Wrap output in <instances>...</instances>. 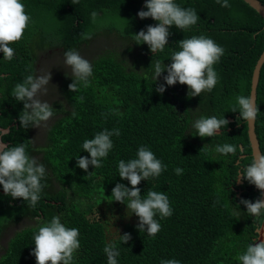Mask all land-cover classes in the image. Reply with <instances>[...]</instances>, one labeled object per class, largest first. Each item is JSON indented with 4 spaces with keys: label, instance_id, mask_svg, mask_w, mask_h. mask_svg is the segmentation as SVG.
I'll list each match as a JSON object with an SVG mask.
<instances>
[{
    "label": "trees",
    "instance_id": "obj_1",
    "mask_svg": "<svg viewBox=\"0 0 264 264\" xmlns=\"http://www.w3.org/2000/svg\"><path fill=\"white\" fill-rule=\"evenodd\" d=\"M179 1L188 7L194 0ZM259 1L264 4V0ZM22 3L31 16V23L24 30L31 50L39 48L54 55L53 50L63 56L64 51L74 49L91 63L93 74L87 86L72 92L68 89L72 82L70 73L60 66L50 67L58 97L48 102L53 115L47 126L39 124L38 130L44 133L39 142L34 140L31 131L34 127H20L17 116L22 108L11 97L15 83L28 74H39L33 63L38 54L21 50L18 41L11 44L17 49L16 58L0 59V130L11 128L3 139L10 141L8 146L25 143L27 154L44 164L46 170L41 181V199L35 208L27 207L20 198L0 193V241L10 227L22 223L6 247H0V264H36L30 254L34 247L33 233L53 215L60 216L66 227L79 230L80 246L73 253L71 264H106L103 247L108 242L119 249L122 257L119 264H160L161 259L169 258L178 259L181 264H238L234 257L249 243L254 245L258 236L256 222L244 212L246 209L239 201H254L260 198V192L244 179L243 185L237 187L238 181L234 179L237 162L246 165L252 155L247 121L240 120L238 112H231L230 102L238 94L250 95L254 68L264 50V18L242 0H229L230 6L226 8L214 0H195L197 24L184 32L175 26L169 28L166 47L154 54L131 37L155 24L151 18L141 20L136 15L146 10L144 0H22ZM59 5L70 6L68 15L75 13V16L68 17L64 35L56 32L59 36L56 45L45 48L50 26L42 24L49 14L58 11ZM92 10L100 18L118 16L122 20L98 27L90 21ZM34 29L40 36L37 42L29 39ZM86 31L92 33L91 38L81 39L79 33ZM193 35L218 37L224 46L225 56L213 65L218 85L194 97H189L187 86L179 83L165 86L163 94L157 93L156 85L163 83L166 72L154 83L155 62L161 61L162 67L170 64L171 53L178 50L177 42ZM257 93L256 134L264 153V65ZM73 110L76 117L70 116ZM210 115H224L227 121L224 133L205 138L195 136L191 121ZM103 128H118L120 135L111 137L113 148L102 166L84 172L75 166L76 156L88 155L80 145ZM219 143L236 144L239 149L229 155L208 150ZM140 145L148 146L167 166L158 177L137 185L140 194H146L150 188L165 192L176 202L170 216L158 217L161 232L154 238L139 232L136 216L122 203L115 206L110 197L116 183L129 186L118 177L117 161L134 158ZM242 155L246 156L239 158ZM176 167L183 170L181 174L173 171ZM233 205L241 210L235 215ZM37 216L41 218L39 221L35 219ZM26 221L35 225L26 226ZM99 221L106 226L99 225ZM125 233L130 238L122 244L119 235Z\"/></svg>",
    "mask_w": 264,
    "mask_h": 264
},
{
    "label": "clouds",
    "instance_id": "obj_2",
    "mask_svg": "<svg viewBox=\"0 0 264 264\" xmlns=\"http://www.w3.org/2000/svg\"><path fill=\"white\" fill-rule=\"evenodd\" d=\"M194 2L195 0L191 6L183 7L179 0H144L143 7L146 10H140L136 15L141 20L151 18L155 21V24L147 25L146 29L131 35L133 42L137 45L145 44L149 52L154 54L162 51L166 47L170 35L169 28L175 26L176 29L184 32L197 24L199 17L196 8H194ZM214 2L222 8L230 6L229 0H214ZM71 10L70 6L59 5L57 12L47 16L48 20L42 24V27L50 26L49 41L44 40L45 48L53 47L59 41V36L56 35L57 31L62 32L64 35L69 21L68 17L75 16V13L68 15ZM89 17L91 23L98 27L122 20L118 16L100 18L96 10H92ZM30 23L31 16L25 11L22 0H0V53H2L0 59L6 61L15 59L17 49H13L11 44L13 42L18 43V41L21 50L35 51L38 54V58L33 63L39 74L24 76L23 80L15 83L11 90V97H14L22 108L17 116L22 129L36 127L52 117V106L47 101L39 98L40 94L47 91L46 86L49 84L51 72L50 67L45 72H42V68L45 61L61 55L58 51L55 53L53 50L54 55H48L39 48L30 49L27 38L24 36V30ZM125 27L121 29L122 33ZM91 35L90 31L79 33L81 39H90ZM29 36V39L34 38L36 42L40 39L35 29L33 34ZM217 38L211 39L205 35L182 37V40L177 42L178 50L173 51L170 55L171 63L163 64L162 67L161 61L157 60L153 66L154 83L162 72H166V75L163 76V83L156 85L157 93L163 94L165 86L179 83L187 86L189 97H194L200 96L202 92H209L218 85V76L213 65L219 61L222 55L225 56L226 52ZM62 57L63 64L70 69V76L68 77L71 78L72 82L69 83L68 89L75 92L78 87L87 86L93 74L91 63L74 49L64 51ZM257 64L258 62L256 66ZM230 108L231 112L239 113L240 120L248 123L255 120L256 131L257 100L255 104L250 95L238 94L230 102ZM70 116L76 117L77 113L73 110ZM226 125L227 121L224 115L219 117L216 115L199 116L191 121V128L195 130V136L201 138L221 135L224 133L223 130ZM8 129L10 131L11 128ZM8 131L7 129L0 131V188H2L0 193H4L5 196L12 199L20 198L26 203L27 207L35 208L41 199L43 187L41 181L46 175L45 166L27 154L25 143H14L8 146L10 141H4L3 139ZM119 135L120 130L118 128H103L91 138H85L80 147L88 155L76 156L75 166L84 172L100 168L103 160L107 158L113 148L111 137ZM201 142H204V140H201ZM238 149L239 146L236 144L219 143L212 145L208 150L220 155H229L237 153ZM245 156L242 155L239 158ZM166 167L148 146L140 145L136 149L134 158L120 159L116 164L118 177L121 180H126L130 187L125 186L123 183H116L110 192L111 201H114V205L124 204L126 209L130 210L131 215L136 216L137 230L151 238L157 236L158 231L161 232L158 217L163 219L170 216L174 209L173 204L175 205L176 202L174 198L171 199L165 192L154 191L150 188L146 191V194L141 195L140 188L137 185L142 180L147 181L150 177H158ZM236 168L234 179L238 181L237 187L243 185L244 179L249 184L254 185L260 192V198L254 201L250 202L247 199L239 201V204H243L246 209L244 212L256 222V233L258 235L259 230L262 227L264 228V219H262L264 218V198H261L264 197V153L253 154L250 162L246 165H240V162H237ZM173 171L179 175L183 170L176 167ZM233 206V215L241 211L238 205ZM102 207L103 204L98 206L95 213H98L96 211ZM92 217L94 219L95 216L92 215ZM35 219L39 221L41 218L37 216ZM99 225L105 227L106 223L99 221ZM11 228L14 227H10L8 231ZM78 237L79 230L76 227H66L61 222L60 216L53 215L50 221L40 224L33 233L32 245L34 247L30 254L34 256L36 264H71L73 253L80 246ZM3 238L0 241L1 248L6 247L7 244L1 243ZM119 238L123 244L130 237L129 234L125 233L119 235ZM256 238L259 240L255 239L254 245L249 243L242 252L234 257L238 264H264V240H260L259 235ZM103 253L106 256V264H119L118 260L122 258L119 249L112 242L104 245ZM160 264H181V261L175 258L161 259Z\"/></svg>",
    "mask_w": 264,
    "mask_h": 264
},
{
    "label": "water",
    "instance_id": "obj_3",
    "mask_svg": "<svg viewBox=\"0 0 264 264\" xmlns=\"http://www.w3.org/2000/svg\"><path fill=\"white\" fill-rule=\"evenodd\" d=\"M245 4H247L250 8L254 9L261 17L264 18V4L259 0H242ZM264 63V51L262 52L258 64L255 68L253 82H252V90H250V96L253 98L255 104L257 100V89L259 85V79H260V72L261 67ZM248 125V142L250 147V155L256 154V153H262L260 148V143L255 131V120L252 122H247ZM9 129H7L8 131ZM3 131V130H0ZM1 138V137H0ZM6 145V144H5ZM241 149H243L242 146H240ZM241 179V177H240ZM264 198V197H261ZM258 235L260 236V240H264V228L262 227Z\"/></svg>",
    "mask_w": 264,
    "mask_h": 264
},
{
    "label": "rangeland",
    "instance_id": "obj_4",
    "mask_svg": "<svg viewBox=\"0 0 264 264\" xmlns=\"http://www.w3.org/2000/svg\"><path fill=\"white\" fill-rule=\"evenodd\" d=\"M119 44H120L119 42H116V45H119ZM51 66H56V67H59L60 66L61 68H63L64 70H66V72H70V69L63 64V57L61 55L54 56L52 59L45 61L44 64H43L42 72L47 71L48 67H51ZM57 87L58 86H57V83H56L54 77H52L50 75L49 84L46 86L47 91L45 93H43V94H40L39 95V98L41 100H45L47 102L52 101V99H53L54 96H55V98H57L58 97V95H57V93H58ZM55 101H57V102L60 103V101L58 99H56ZM42 123L47 126V121L46 122H42ZM38 127H40V125H37L36 127L33 128L32 134H33L34 140L37 139L40 142L43 139L44 133L41 132L43 130H40L39 131L38 130ZM24 224L26 226L28 224H31V226H33V225H35V222H33V221L27 222L26 221ZM21 227H22V223L21 224H18V225H15L14 228H11V230L7 231V233L5 234V236H4V238H3V240H2L1 243L2 244H6L8 242V240H9V238L13 237V235L15 234V232L17 230H20Z\"/></svg>",
    "mask_w": 264,
    "mask_h": 264
},
{
    "label": "flooded vegetation",
    "instance_id": "obj_5",
    "mask_svg": "<svg viewBox=\"0 0 264 264\" xmlns=\"http://www.w3.org/2000/svg\"><path fill=\"white\" fill-rule=\"evenodd\" d=\"M257 240H259L258 238H256Z\"/></svg>",
    "mask_w": 264,
    "mask_h": 264
}]
</instances>
